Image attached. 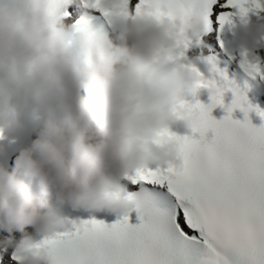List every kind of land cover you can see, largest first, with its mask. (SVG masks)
Here are the masks:
<instances>
[{
    "label": "clouds",
    "instance_id": "9594fccd",
    "mask_svg": "<svg viewBox=\"0 0 264 264\" xmlns=\"http://www.w3.org/2000/svg\"><path fill=\"white\" fill-rule=\"evenodd\" d=\"M68 2L0 0V129H15L32 104L48 113L12 171L0 165V228L23 234L14 245L21 264H56L42 239L25 229L43 237L64 230L74 221L63 215L65 205L120 217L135 211L127 177L174 165L183 136L171 125L183 121L193 130L199 123L186 92L222 94L217 106L231 114L236 109L235 93L224 102L229 78L218 65L202 53L182 58L175 26L130 12L124 0L96 5L121 45L89 21L75 41L81 58H70L75 30L64 25ZM240 31V54L264 41L262 21L245 19Z\"/></svg>",
    "mask_w": 264,
    "mask_h": 264
},
{
    "label": "snow or ice",
    "instance_id": "6c2138e0",
    "mask_svg": "<svg viewBox=\"0 0 264 264\" xmlns=\"http://www.w3.org/2000/svg\"><path fill=\"white\" fill-rule=\"evenodd\" d=\"M98 2L87 0L90 7ZM124 3L132 13L171 22L182 58L218 41L236 16L246 19L250 12L264 11V0ZM240 55L242 68L264 77L247 52ZM207 56L218 65L216 56ZM216 70L227 77L219 66ZM223 89L235 93L232 107L241 108L245 119L234 120L231 109L222 119L213 118L222 94L213 96L211 105H196L199 123L192 132L198 138H181L176 163L138 169L127 177L137 222L131 216L113 223L74 220L41 241L56 264H264V126L248 119L258 109L243 107L247 98L234 81H224ZM7 246L0 241V255ZM12 260L21 264L16 250Z\"/></svg>",
    "mask_w": 264,
    "mask_h": 264
}]
</instances>
